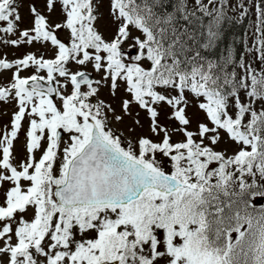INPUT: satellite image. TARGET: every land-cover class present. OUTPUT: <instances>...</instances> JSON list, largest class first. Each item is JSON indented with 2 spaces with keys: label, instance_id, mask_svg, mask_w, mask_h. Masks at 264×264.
<instances>
[{
  "label": "snow or ice",
  "instance_id": "1",
  "mask_svg": "<svg viewBox=\"0 0 264 264\" xmlns=\"http://www.w3.org/2000/svg\"><path fill=\"white\" fill-rule=\"evenodd\" d=\"M43 3L0 0V264H264V0Z\"/></svg>",
  "mask_w": 264,
  "mask_h": 264
},
{
  "label": "rangeland",
  "instance_id": "2",
  "mask_svg": "<svg viewBox=\"0 0 264 264\" xmlns=\"http://www.w3.org/2000/svg\"><path fill=\"white\" fill-rule=\"evenodd\" d=\"M33 0H23V6L20 9L21 15L24 17V22L22 24V27L24 26H30V22H31V16L29 13V5L30 3H32ZM233 2H235V0H233ZM35 3L37 5V7L43 12L44 9V3L43 0H35ZM101 11L104 13L103 19H101L98 22V27L100 28L101 31H104L105 34H109L112 30V25L110 22V18L108 16V5L107 3H105V5L103 6V8L101 9ZM229 14L234 15L235 17H238V13L231 11L230 9L228 10ZM61 18V13H60V6L59 4H57L56 6V11L52 14V19L56 20V19H60ZM255 19V16L253 15V20ZM251 34V30L249 29V35ZM64 33H61V36H63ZM34 47H39L38 45L34 46ZM25 48H19V49H5V52L9 53V58H11L12 54L15 55H20V53L24 52ZM31 74L30 71L24 72L23 75H29ZM11 74L10 73H5V77H9ZM101 95L105 98V99H110V97H108V90L107 88H104L101 90ZM190 99H192L191 97H189ZM115 106L117 107V111H119V101L117 100L115 102ZM3 110L11 113L14 110V105L13 104H9V105H4L3 106ZM137 109H134V112ZM189 113L190 114H198L199 116H203V113H200L198 109L195 108V101H193V106L189 108ZM140 117H141V121L142 123H144L145 127L144 129H137V134L141 133V132H147V119H146V113L142 112L140 113ZM9 121V116L5 115L2 117V119H0V124H6ZM162 121H163V117H162ZM131 117H126L124 120L123 124H116L114 123L112 125V127H114L115 129H117L118 131H125L126 132V126L131 124ZM166 122V121H164ZM27 127V125L25 124V128ZM25 142V134L24 132H21L19 135V139L15 142V147H16V154L18 159L22 158L24 155V149H23V145ZM233 146L229 147V151L232 150Z\"/></svg>",
  "mask_w": 264,
  "mask_h": 264
},
{
  "label": "trees",
  "instance_id": "3",
  "mask_svg": "<svg viewBox=\"0 0 264 264\" xmlns=\"http://www.w3.org/2000/svg\"><path fill=\"white\" fill-rule=\"evenodd\" d=\"M227 15L232 19L225 20L222 23L221 39L218 41L217 46L208 50L212 53L214 58L221 54L226 55V50L229 47H232L234 50L238 49L243 51L244 35L246 31H249V19L239 21L238 18L234 17L232 14H229V12H227Z\"/></svg>",
  "mask_w": 264,
  "mask_h": 264
}]
</instances>
